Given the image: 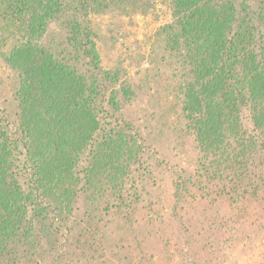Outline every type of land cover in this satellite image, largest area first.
I'll list each match as a JSON object with an SVG mask.
<instances>
[{
    "label": "trees",
    "instance_id": "1",
    "mask_svg": "<svg viewBox=\"0 0 264 264\" xmlns=\"http://www.w3.org/2000/svg\"><path fill=\"white\" fill-rule=\"evenodd\" d=\"M110 1L0 0L3 17L16 20L22 34L9 54L20 81L17 121L0 116V264L29 257L76 264L90 234L80 225L94 223L100 203L109 210L138 199L125 176L140 161L142 137L122 116L108 122L114 117L106 104L117 109L118 102L105 101V84L115 75L101 68L91 36L92 9ZM171 1L168 46L178 56V92L200 152L203 195L214 185L239 202L264 197V0ZM60 20L74 53L41 43ZM84 205L92 207L86 220ZM42 240L53 255L41 252Z\"/></svg>",
    "mask_w": 264,
    "mask_h": 264
},
{
    "label": "rangeland",
    "instance_id": "2",
    "mask_svg": "<svg viewBox=\"0 0 264 264\" xmlns=\"http://www.w3.org/2000/svg\"><path fill=\"white\" fill-rule=\"evenodd\" d=\"M90 19L100 66L115 75L105 84V101L115 96L118 102L117 109L106 104L114 117L108 122L116 124L122 116L128 127L131 123L144 151L125 176L137 201L133 197L131 204L128 199L124 207L109 210L101 202L95 212L82 206L81 218L92 212L94 223L80 225L83 235L84 229L90 234L76 264H264V197L239 202L219 195L214 185L203 195L205 182L196 170L200 152L186 129L178 92V56L168 46L172 1L111 0L92 9ZM18 27L0 12V116L11 121L19 112V73L9 64L11 50L22 42ZM71 37L60 20L49 24L41 43L62 53L74 49L67 43ZM41 245V252L53 255L47 241ZM39 261L65 264V259Z\"/></svg>",
    "mask_w": 264,
    "mask_h": 264
}]
</instances>
